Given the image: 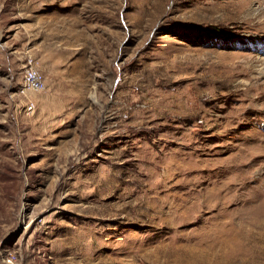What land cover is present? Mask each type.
Here are the masks:
<instances>
[{"label": "rangeland", "instance_id": "rangeland-1", "mask_svg": "<svg viewBox=\"0 0 264 264\" xmlns=\"http://www.w3.org/2000/svg\"><path fill=\"white\" fill-rule=\"evenodd\" d=\"M261 139L264 0H0V264H264Z\"/></svg>", "mask_w": 264, "mask_h": 264}, {"label": "bare ground", "instance_id": "bare-ground-1", "mask_svg": "<svg viewBox=\"0 0 264 264\" xmlns=\"http://www.w3.org/2000/svg\"><path fill=\"white\" fill-rule=\"evenodd\" d=\"M236 118V117H235ZM231 123H233V122H235L234 121V119L233 120H231L230 121ZM225 128V127H224ZM227 128V127H226ZM214 137H216V138H218V139H220V138H222V137H227V135H226V132H222L220 135H218V134H214ZM249 138V137H248ZM248 138H246L245 139V142H248L249 141V139ZM256 143H259L258 145L260 146V145H262V144H264V139H261V140H256L255 141ZM230 147L231 146H220V145H218V146H215V147H213V148H211V149H213V150H215L216 151V149H217V151H216V153H221V150H223L224 148L226 149V148H228V149H230ZM210 150V149H209ZM211 151V150H210ZM209 151V152H210ZM199 152V151H198ZM252 155L253 154H249L248 156L249 157H252ZM264 156V155H263ZM260 157H262V155H260V156H257V157H254L253 158V160L252 161H254V160H257L258 158H260ZM243 158L242 157H240L239 158V160H238V158H237V161H236V163L232 166V165H230L229 164V161L228 160H222V159H216V161L214 162V165H216V166H218L217 167V169L215 170V171H213L212 173H211V176L212 177H214V178H216V177H219V176H222L223 174H225V173H227V171H230V169L231 170H234V173H235V184H234V186L237 188L236 190L238 191H240V190H242V189H244V188H246V186H247V184L249 183L248 182V178H247V176H248V174H247V170H245V168H247V166H249L250 167V164H248V165H245V163H243L242 160ZM199 174V173H198ZM216 179H218V178H216ZM226 180H228V179H226ZM238 182V183H237ZM227 183V182H226ZM223 185H225V184H223ZM225 186H223L222 187V189L224 188ZM217 190V189H216ZM227 190H229L228 189V187L227 188H225V191L224 192H226ZM223 191V190H222ZM242 192V191H241ZM231 193V192H230ZM226 194V193H225ZM219 196V195H218ZM222 197H224V196H222ZM222 197L220 198V199H222Z\"/></svg>", "mask_w": 264, "mask_h": 264}, {"label": "built area", "instance_id": "built-area-1", "mask_svg": "<svg viewBox=\"0 0 264 264\" xmlns=\"http://www.w3.org/2000/svg\"><path fill=\"white\" fill-rule=\"evenodd\" d=\"M23 84L25 90L40 91L46 87V79L43 72L37 69L33 64L26 65L23 73ZM35 103L30 101L27 105V111H33ZM15 255L10 254L8 257L9 263H14Z\"/></svg>", "mask_w": 264, "mask_h": 264}]
</instances>
